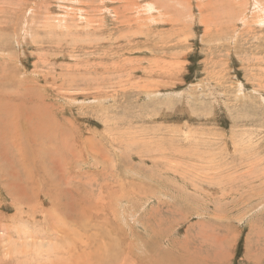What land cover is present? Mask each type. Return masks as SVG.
I'll return each mask as SVG.
<instances>
[{
  "label": "rangeland",
  "instance_id": "rangeland-1",
  "mask_svg": "<svg viewBox=\"0 0 264 264\" xmlns=\"http://www.w3.org/2000/svg\"><path fill=\"white\" fill-rule=\"evenodd\" d=\"M30 262L264 264V0H0V264Z\"/></svg>",
  "mask_w": 264,
  "mask_h": 264
},
{
  "label": "bare ground",
  "instance_id": "bare-ground-1",
  "mask_svg": "<svg viewBox=\"0 0 264 264\" xmlns=\"http://www.w3.org/2000/svg\"><path fill=\"white\" fill-rule=\"evenodd\" d=\"M153 2V1H152ZM155 5V4H154ZM153 6V5H152ZM260 6V5H259ZM150 8H151V5H150ZM149 8V9H150ZM260 8V7H259ZM262 8V7H261ZM153 9H154V7H153ZM152 9V10H153ZM10 93V92H9ZM16 93V92H15ZM6 96V95H5ZM8 97V96H7ZM22 97V96H21ZM4 98V97H3ZM11 99V98H10ZM1 100H4V99H1ZM27 105V104H26ZM33 106V105H32ZM27 126V125H26ZM27 128V127H26ZM40 128V127H39ZM18 129H20L19 127H16L15 128V130L17 131ZM18 132V131H17ZM16 132V133H17ZM41 132V131H40ZM16 133H14L15 134V136H14V138H15V143L17 144L18 142L20 143V141H18L20 138H21V136H22V134H20L21 136H19V134L17 135ZM34 136V135H33ZM26 137V136H25ZM22 141H24V140H21V142ZM14 142H12L13 144H14ZM20 146V145H19ZM32 146V145H31ZM22 150V149H21ZM28 151V150H27ZM24 152V151H23ZM26 152H24V153H22V155H20V158H23V161H28L27 159V153L25 154ZM32 162V161H31ZM35 163V162H34ZM59 164V163H58ZM32 168V167H31ZM34 168V167H33ZM28 170V169H27ZM34 172V171H33ZM32 175V174H31ZM21 177V176H20ZM33 180V179H32ZM22 201V200H21ZM25 232H27V231H25ZM8 240H10V239H8ZM11 241V240H10ZM24 242H27V241H24ZM27 244V243H26ZM28 245V244H27ZM26 247V246H25ZM57 247V246H56ZM20 248H24V245L21 243V245H20ZM37 248V247H36ZM36 248H34V249H32V250H29L28 249V251H26V250H23V249H21V252H26L25 254H29V253H35V256H37L38 254H41V246H38V250L36 249ZM18 250H19V248H17ZM31 249V248H30ZM11 250V249H10ZM39 251V252H38ZM15 252V251H14ZM45 252V251H44ZM17 253V252H16ZM20 254V253H19ZM23 254V253H22ZM9 255V254H8ZM41 256V255H40ZM26 258V257H25ZM5 259V258H4ZM21 259V258H20ZM19 259V260H20ZM32 259V258H31ZM37 260V258H35V260L34 261H36ZM26 261V260H25ZM38 261V260H37ZM27 262H29V261H27ZM5 263V262H4ZM8 264V263H7ZM29 264H31V262L29 263ZM38 264H39V262H38ZM76 264V263H75ZM79 264V263H78Z\"/></svg>",
  "mask_w": 264,
  "mask_h": 264
}]
</instances>
